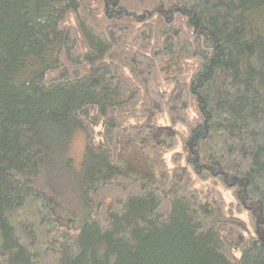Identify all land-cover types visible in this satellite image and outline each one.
Wrapping results in <instances>:
<instances>
[{
    "label": "trees",
    "instance_id": "16d2710c",
    "mask_svg": "<svg viewBox=\"0 0 264 264\" xmlns=\"http://www.w3.org/2000/svg\"><path fill=\"white\" fill-rule=\"evenodd\" d=\"M69 120L75 232L20 176ZM0 264H264V0H0Z\"/></svg>",
    "mask_w": 264,
    "mask_h": 264
},
{
    "label": "rangeland",
    "instance_id": "374dc122",
    "mask_svg": "<svg viewBox=\"0 0 264 264\" xmlns=\"http://www.w3.org/2000/svg\"><path fill=\"white\" fill-rule=\"evenodd\" d=\"M63 126L42 128L43 155L20 176L30 178L54 198L63 228L75 232L91 208L89 200L97 182L95 172L102 161L98 159L100 149L90 152L85 128L70 120Z\"/></svg>",
    "mask_w": 264,
    "mask_h": 264
}]
</instances>
